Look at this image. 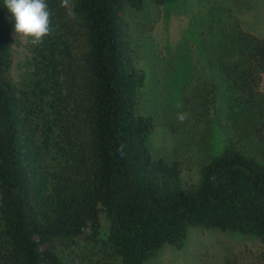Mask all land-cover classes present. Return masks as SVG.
Returning <instances> with one entry per match:
<instances>
[{
    "label": "trees",
    "instance_id": "obj_1",
    "mask_svg": "<svg viewBox=\"0 0 264 264\" xmlns=\"http://www.w3.org/2000/svg\"><path fill=\"white\" fill-rule=\"evenodd\" d=\"M47 3L54 31L26 43L32 70L15 81L0 0V264H67L55 244L77 238L98 247L91 264H144L163 244L181 249L188 226L255 237L264 249V163L229 141L184 186L180 164L150 151L153 119L135 113L145 74L125 19L144 0ZM237 40L221 69L264 142V37L237 26Z\"/></svg>",
    "mask_w": 264,
    "mask_h": 264
},
{
    "label": "rangeland",
    "instance_id": "obj_2",
    "mask_svg": "<svg viewBox=\"0 0 264 264\" xmlns=\"http://www.w3.org/2000/svg\"><path fill=\"white\" fill-rule=\"evenodd\" d=\"M4 9L12 38L11 74L20 81L32 70L30 53ZM125 19L134 64L145 74L135 113L153 119L148 139L153 157L178 162L184 186L195 185L203 162L229 141L264 163V142L251 129L256 119L236 105V93L221 69L236 55L237 26L264 37V0H144L139 10L127 8ZM210 87H215V99ZM259 89L264 92V73ZM180 112L188 113L184 122L177 119ZM100 223L105 237L103 212ZM55 250L67 264H91L99 251L79 238L57 242ZM232 253L236 264H264L258 238L193 226L187 227L181 249L163 244L144 264H225Z\"/></svg>",
    "mask_w": 264,
    "mask_h": 264
},
{
    "label": "clouds",
    "instance_id": "obj_3",
    "mask_svg": "<svg viewBox=\"0 0 264 264\" xmlns=\"http://www.w3.org/2000/svg\"><path fill=\"white\" fill-rule=\"evenodd\" d=\"M4 6L11 13L10 19L15 21V35L31 45H42L45 37L52 35L54 31L51 24L52 12L47 0H4ZM187 118L186 112L177 115L180 122H184ZM118 151L123 155V145Z\"/></svg>",
    "mask_w": 264,
    "mask_h": 264
}]
</instances>
